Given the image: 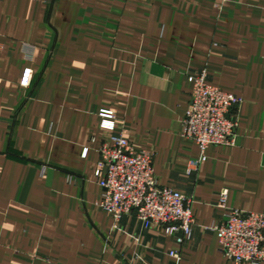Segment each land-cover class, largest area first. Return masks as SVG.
<instances>
[{"label": "crops", "instance_id": "crops-1", "mask_svg": "<svg viewBox=\"0 0 264 264\" xmlns=\"http://www.w3.org/2000/svg\"><path fill=\"white\" fill-rule=\"evenodd\" d=\"M201 71L242 104L235 146L187 175ZM100 111L152 155L160 187L192 199L182 246L100 209ZM224 190L229 208L264 213V0H0V264H232L210 230Z\"/></svg>", "mask_w": 264, "mask_h": 264}, {"label": "built area", "instance_id": "built-area-1", "mask_svg": "<svg viewBox=\"0 0 264 264\" xmlns=\"http://www.w3.org/2000/svg\"><path fill=\"white\" fill-rule=\"evenodd\" d=\"M30 77V70H25L21 85L28 86ZM188 82L191 95L182 119L181 135L198 149V157L188 165L187 175H190L207 161L210 147L235 146L236 111L242 99L209 84L206 71L189 76ZM99 117V128L106 134L98 148L100 159L94 172L102 191L100 209L115 223L124 216H134L143 229H159L182 246L192 236V199L157 184L152 155L134 151L123 133H115L114 113L100 111ZM227 200L228 192L224 190L217 200V207L224 211V221L210 228L216 234L222 256L232 264L264 263V213L229 208ZM169 256L178 259L176 252Z\"/></svg>", "mask_w": 264, "mask_h": 264}]
</instances>
